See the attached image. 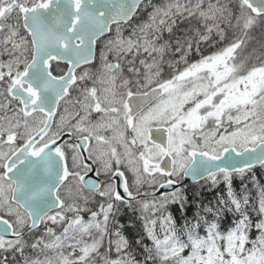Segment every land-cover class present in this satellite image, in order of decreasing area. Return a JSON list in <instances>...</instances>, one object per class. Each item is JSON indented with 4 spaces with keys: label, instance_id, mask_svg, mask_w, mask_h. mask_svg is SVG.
Returning a JSON list of instances; mask_svg holds the SVG:
<instances>
[{
    "label": "snow or ice",
    "instance_id": "snow-or-ice-1",
    "mask_svg": "<svg viewBox=\"0 0 264 264\" xmlns=\"http://www.w3.org/2000/svg\"><path fill=\"white\" fill-rule=\"evenodd\" d=\"M149 7L0 0V264H264V0ZM189 177L226 186L191 219Z\"/></svg>",
    "mask_w": 264,
    "mask_h": 264
},
{
    "label": "trees",
    "instance_id": "trees-1",
    "mask_svg": "<svg viewBox=\"0 0 264 264\" xmlns=\"http://www.w3.org/2000/svg\"><path fill=\"white\" fill-rule=\"evenodd\" d=\"M229 2V4H231L232 0H229ZM251 37L252 40L250 42V45L251 47H254L257 43L254 31L251 33ZM261 39L262 34L260 32V40ZM262 186H264V168L261 167L252 169V171L247 173V175L243 179H241L239 176H234L232 181L233 191L238 195H242L245 193L250 195L253 202L258 199V189ZM225 192L226 186L222 181L217 185H212L211 183H199L196 188H188V191L185 193L189 197L186 213L187 218L191 219L196 214L198 205H208L209 203L215 205L217 202V198L225 195ZM89 207H91V204L89 205ZM168 211L172 212L174 218L177 220V227L179 228L184 223L181 217L185 216V212L183 210H177V205H169ZM251 214L253 215V217H255L254 212ZM235 219L236 217L232 213H228L224 219V225L230 227V222L234 221ZM113 223H117V225L130 224L127 215L123 213L117 214L113 220ZM134 231V229H131L130 231H125L123 234L130 237L131 234H134ZM252 235H255V230H253ZM146 242L150 244V241ZM134 251L138 250L134 248ZM184 255H187V251L184 253ZM0 257H2L1 252ZM136 258L138 260H142L143 256L138 255ZM5 259L11 261L12 257H7Z\"/></svg>",
    "mask_w": 264,
    "mask_h": 264
},
{
    "label": "flooded vegetation",
    "instance_id": "flooded-vegetation-1",
    "mask_svg": "<svg viewBox=\"0 0 264 264\" xmlns=\"http://www.w3.org/2000/svg\"><path fill=\"white\" fill-rule=\"evenodd\" d=\"M223 3L225 4H229L230 2L229 1H222ZM145 3V2H144ZM137 19L138 20V23H139V20L141 18H134V20ZM133 20V22H134ZM115 30V28H113V31ZM122 30H123V33L124 35H127L128 32L130 31V28L127 26V25H124L122 26ZM251 35V34H250ZM254 35H255V39H257V43L255 44L254 47H257L259 46L258 42L260 40V31L257 29L256 31H254ZM110 38V36L108 34L105 35V37H102L98 40L97 42V46H96V59L93 61V65H95L94 67H91L90 70L91 71H96V69L99 67V63H100V52L101 50L104 48V45L106 43V40ZM250 49L252 48L251 45H249ZM214 49H211V48H208V47H205V50H204V54H208L210 51H213ZM170 58V57H169ZM167 59V58H166ZM168 71V68H167V64L164 65V72L166 73ZM259 166L255 167V168H258ZM92 175V174H90ZM93 178H95L93 176ZM223 182V181H222ZM199 183H211L210 181L208 182H205V181H200L198 183H194L192 180L188 179V178H184L182 181H181V185H183L184 187H186L187 189L188 188H196V186L199 184ZM43 230V226H41V229L40 231ZM2 254V258H11V256L7 253H3L1 252Z\"/></svg>",
    "mask_w": 264,
    "mask_h": 264
},
{
    "label": "rangeland",
    "instance_id": "rangeland-1",
    "mask_svg": "<svg viewBox=\"0 0 264 264\" xmlns=\"http://www.w3.org/2000/svg\"><path fill=\"white\" fill-rule=\"evenodd\" d=\"M222 1H225V0H222ZM165 2H166V0H161L160 2H158V1H151V2H148V4H146V5L144 6V8H143L141 14L138 15V18H141V19L139 20V23H142V22H144V21L147 20V13L151 11V8L149 7V5H159V4H161V3H165ZM137 23H138V20L135 19L134 22H133V24L135 25V24H137ZM85 219H87V216H86V215H85ZM103 251H104V250H101L102 253H103Z\"/></svg>",
    "mask_w": 264,
    "mask_h": 264
},
{
    "label": "water",
    "instance_id": "water-1",
    "mask_svg": "<svg viewBox=\"0 0 264 264\" xmlns=\"http://www.w3.org/2000/svg\"><path fill=\"white\" fill-rule=\"evenodd\" d=\"M188 179H190L191 180V178L189 177Z\"/></svg>",
    "mask_w": 264,
    "mask_h": 264
}]
</instances>
